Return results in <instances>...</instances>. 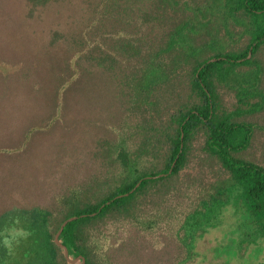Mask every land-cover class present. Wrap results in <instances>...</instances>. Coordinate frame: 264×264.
Here are the masks:
<instances>
[{
  "label": "trees",
  "instance_id": "16d2710c",
  "mask_svg": "<svg viewBox=\"0 0 264 264\" xmlns=\"http://www.w3.org/2000/svg\"><path fill=\"white\" fill-rule=\"evenodd\" d=\"M254 111L264 0H0V264H199L228 207L213 252L244 259L264 169L232 153Z\"/></svg>",
  "mask_w": 264,
  "mask_h": 264
},
{
  "label": "rangeland",
  "instance_id": "374dc122",
  "mask_svg": "<svg viewBox=\"0 0 264 264\" xmlns=\"http://www.w3.org/2000/svg\"><path fill=\"white\" fill-rule=\"evenodd\" d=\"M96 89L98 97L92 100L100 102V98L104 97L102 94L103 83L98 82ZM100 94L102 95L100 96ZM240 121L244 125L243 129H250L251 132L248 135L247 145L237 151H234L232 153V157L238 162L248 163L264 169V111H254L246 116H243ZM246 135L247 134L244 131L239 134L238 137L239 139H242ZM81 141H84L83 137H81ZM16 171L21 173V170L19 169H16ZM18 176L21 177L22 175L19 174ZM33 176L35 177L36 174ZM235 227L236 220L233 215V210L231 207H228L224 211L220 227L216 230L210 231L203 240L198 242L197 251L203 257L199 264H257L263 260V242L251 246L244 259L231 257L227 260L226 256L215 258L213 249L218 244L227 242V240L233 236Z\"/></svg>",
  "mask_w": 264,
  "mask_h": 264
},
{
  "label": "water",
  "instance_id": "95a60500",
  "mask_svg": "<svg viewBox=\"0 0 264 264\" xmlns=\"http://www.w3.org/2000/svg\"><path fill=\"white\" fill-rule=\"evenodd\" d=\"M170 173H171V171H170ZM161 176H164V175H160V176H157V177H161ZM148 178H150V177H148ZM139 185H140V182L135 186V188H134L130 193H132L136 188H138ZM130 193L126 194L125 196H128ZM76 219H77V217H72V218L66 220V221L61 225V227H60L58 233H57L56 236H55V243H56L60 248H62V249L64 250L65 257H66V259L68 260V262H70V263H74V262H76L79 258H77V259H75V260H71V259L69 258V256H68V251H67V249L62 245V243L59 241V237H60V234H61L62 230L64 229V227H65L68 223H70V222H72V221H74V220H76ZM80 259L82 260V264H84V259H83V258H80Z\"/></svg>",
  "mask_w": 264,
  "mask_h": 264
}]
</instances>
